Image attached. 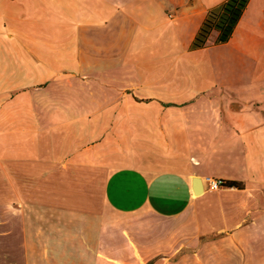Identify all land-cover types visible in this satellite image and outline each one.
Masks as SVG:
<instances>
[{
	"label": "crops",
	"instance_id": "crops-1",
	"mask_svg": "<svg viewBox=\"0 0 264 264\" xmlns=\"http://www.w3.org/2000/svg\"><path fill=\"white\" fill-rule=\"evenodd\" d=\"M228 1L0 0V264H264V0L193 48Z\"/></svg>",
	"mask_w": 264,
	"mask_h": 264
},
{
	"label": "trees",
	"instance_id": "trees-1",
	"mask_svg": "<svg viewBox=\"0 0 264 264\" xmlns=\"http://www.w3.org/2000/svg\"><path fill=\"white\" fill-rule=\"evenodd\" d=\"M249 0H229L219 8L213 9L196 38L193 48H202L206 45L212 32L219 33L218 43H227L240 21ZM222 187L243 189V184L233 181H221Z\"/></svg>",
	"mask_w": 264,
	"mask_h": 264
},
{
	"label": "built area",
	"instance_id": "built-area-1",
	"mask_svg": "<svg viewBox=\"0 0 264 264\" xmlns=\"http://www.w3.org/2000/svg\"><path fill=\"white\" fill-rule=\"evenodd\" d=\"M222 180H216V179H206V183L209 186V189L211 191H218L222 188Z\"/></svg>",
	"mask_w": 264,
	"mask_h": 264
},
{
	"label": "water",
	"instance_id": "water-1",
	"mask_svg": "<svg viewBox=\"0 0 264 264\" xmlns=\"http://www.w3.org/2000/svg\"><path fill=\"white\" fill-rule=\"evenodd\" d=\"M195 184H196V187H195V193L197 195H199L200 193L203 192V189H202V180L200 178H195Z\"/></svg>",
	"mask_w": 264,
	"mask_h": 264
}]
</instances>
